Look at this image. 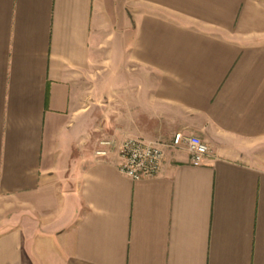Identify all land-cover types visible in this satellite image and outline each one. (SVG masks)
<instances>
[{
  "label": "crops",
  "instance_id": "0c3cea01",
  "mask_svg": "<svg viewBox=\"0 0 264 264\" xmlns=\"http://www.w3.org/2000/svg\"><path fill=\"white\" fill-rule=\"evenodd\" d=\"M0 264H264V0H0Z\"/></svg>",
  "mask_w": 264,
  "mask_h": 264
},
{
  "label": "built area",
  "instance_id": "2783aa9c",
  "mask_svg": "<svg viewBox=\"0 0 264 264\" xmlns=\"http://www.w3.org/2000/svg\"><path fill=\"white\" fill-rule=\"evenodd\" d=\"M101 145L103 148L99 149L97 154L105 156L108 154V150L104 147H112L116 143L114 140H104ZM167 147L187 148L194 166L203 165L205 159L212 152L209 145L200 137L181 131L175 133L169 143L142 137H130L126 138L118 147L122 161L119 165L120 172L134 181L160 176L166 159L165 149Z\"/></svg>",
  "mask_w": 264,
  "mask_h": 264
}]
</instances>
